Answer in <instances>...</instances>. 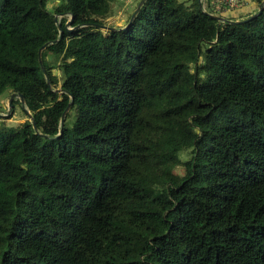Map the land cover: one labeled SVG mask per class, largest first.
<instances>
[{
	"label": "trees",
	"instance_id": "16d2710c",
	"mask_svg": "<svg viewBox=\"0 0 264 264\" xmlns=\"http://www.w3.org/2000/svg\"><path fill=\"white\" fill-rule=\"evenodd\" d=\"M117 1L0 0V264H264V10Z\"/></svg>",
	"mask_w": 264,
	"mask_h": 264
},
{
	"label": "rangeland",
	"instance_id": "374dc122",
	"mask_svg": "<svg viewBox=\"0 0 264 264\" xmlns=\"http://www.w3.org/2000/svg\"><path fill=\"white\" fill-rule=\"evenodd\" d=\"M142 0H118L112 5L111 13L107 17V19L104 20V23L109 26V27H114V28H125L127 27L128 22L130 21L131 16L135 13L137 10L138 6L140 5ZM179 2L186 3L188 6H190L194 0H178ZM210 0H200L202 2L203 10L206 12H211L212 11V6L213 4L209 3ZM54 2L51 3L49 8L52 10ZM214 8V6H213ZM240 9H235L231 11V13H239ZM238 14V15H239ZM214 15L217 16H222L223 14H217L214 13ZM233 14H230V12L226 13L223 15L224 18H227L229 20L233 19H238V17L231 16ZM239 17H244V16H239ZM251 17V16H250ZM240 19V18H239ZM71 28V27H70ZM53 73L55 76L60 79V70L58 67L53 69ZM62 87V81L59 82L58 84V89H61ZM17 99L13 101V105L15 106H10L9 101H10V96H6L2 99V104H0L3 109L0 107V127H18L19 125L23 124L26 120H28V115L24 111V105L19 104L16 102ZM149 117H153L152 114H149ZM180 173H183L180 171Z\"/></svg>",
	"mask_w": 264,
	"mask_h": 264
},
{
	"label": "water",
	"instance_id": "95a60500",
	"mask_svg": "<svg viewBox=\"0 0 264 264\" xmlns=\"http://www.w3.org/2000/svg\"><path fill=\"white\" fill-rule=\"evenodd\" d=\"M146 1H147V0H142V1H141L140 5L138 6L137 10L135 11V13H134L133 16H132L129 25H131V24L133 23V21H134L136 15L139 13V11L141 10L142 6L144 5V3H145ZM200 3H201V8H203V6H202V2H200ZM263 10H264V5L260 8L258 14H255V15H253V16H251V17L245 19V20H242V21H231V20H229V19H227V18H224V17H221V16H215V15H212V16L215 17L217 20H219V21H221V22H229V23H235V24H238V23H243V22L251 21L252 19L256 18L259 14H261V13L263 12ZM56 21H58V19H56ZM71 23H72V21H70V22L67 23V30H68V31H73V28H70ZM96 26H97L99 29L103 30V31H114V30H115V28H113V27H109V26H107V25H96ZM59 29H60V33H61V34H60V38H62V37H63V34H64V31L62 30L61 26H59ZM46 48H47V45L43 46V47L41 48V50L39 51L40 62H42V53H43V51H44ZM16 96H17L16 94H13V95L11 96V98H10L9 105H10L11 107L13 106V101L16 99ZM20 98H21V100H22V103H24V100H23L22 95H20ZM68 109H69V108H68ZM68 109L66 110V112H65L64 115H63V118H62V121H61L62 124L65 123V117H66V114H67V112H68ZM35 128L37 129L36 126H35Z\"/></svg>",
	"mask_w": 264,
	"mask_h": 264
},
{
	"label": "built area",
	"instance_id": "2783aa9c",
	"mask_svg": "<svg viewBox=\"0 0 264 264\" xmlns=\"http://www.w3.org/2000/svg\"><path fill=\"white\" fill-rule=\"evenodd\" d=\"M209 3L214 6V8L213 6L211 8L212 12L223 15L248 6V0H210Z\"/></svg>",
	"mask_w": 264,
	"mask_h": 264
},
{
	"label": "crops",
	"instance_id": "0c3cea01",
	"mask_svg": "<svg viewBox=\"0 0 264 264\" xmlns=\"http://www.w3.org/2000/svg\"><path fill=\"white\" fill-rule=\"evenodd\" d=\"M249 7H250V8H249ZM251 8H252V7H251V2L248 1V6L243 7V8H240L239 11H242V12H240V15H239V16H241L243 12L246 13V12L250 11ZM249 9H250V10H249ZM245 13H244V14H245ZM230 14H233V15H231V16H235V17L237 16V15H236L235 13H233V12H232V13L230 12ZM239 16H237V17L239 18Z\"/></svg>",
	"mask_w": 264,
	"mask_h": 264
}]
</instances>
